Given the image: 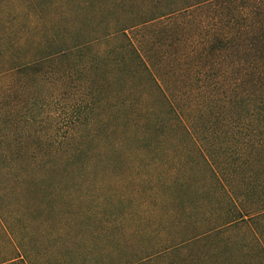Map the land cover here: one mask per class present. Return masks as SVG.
<instances>
[{
    "label": "trees",
    "instance_id": "16d2710c",
    "mask_svg": "<svg viewBox=\"0 0 264 264\" xmlns=\"http://www.w3.org/2000/svg\"><path fill=\"white\" fill-rule=\"evenodd\" d=\"M16 1L0 264H264V0ZM60 97L79 117L55 147Z\"/></svg>",
    "mask_w": 264,
    "mask_h": 264
},
{
    "label": "rangeland",
    "instance_id": "374dc122",
    "mask_svg": "<svg viewBox=\"0 0 264 264\" xmlns=\"http://www.w3.org/2000/svg\"><path fill=\"white\" fill-rule=\"evenodd\" d=\"M37 1H38L39 5L46 6L49 0H37ZM89 1H90V5H91V12L96 15V17L99 19V21L100 20L105 21V19H107L113 15V11H111V8L106 4L105 0H89ZM16 2H18L17 6L20 5V3H21L20 0H17ZM11 6H12L11 0H0V20H7V19L13 18L12 16L5 14L6 12L11 13L13 11ZM3 8H6V10L3 14H1V9H3ZM124 70L128 71V69H126V68ZM124 73H126V72H124ZM34 87H33V90H34ZM35 92L38 94V97H40V102L42 100L44 102L55 101L54 96H51V90L49 88H47V89H45V88L39 89L38 88ZM63 102H64V99L60 97L59 102H58L59 105H57L53 102V104L50 106L51 109H45V110L42 109V111H44L42 113L43 114L42 116L45 117V115L51 114L49 119L54 120L55 123H57L56 126H54V125L50 126L48 123L45 124L42 121H40L41 124H38V127H37L38 130L42 134L48 133V131H53V133L56 135V141L54 144L55 147L64 146V144H63L64 142H63L62 138L72 128V124H70V122H74L79 117V111L78 110L68 109ZM47 110H49V111L46 113L45 111H47ZM94 118L100 119V117H94ZM122 118H121V120H123ZM79 128H75V129L79 130ZM91 136H93V135H91ZM83 140H86V142H87L86 137H84ZM98 142H99V140L97 138H94V139L88 138V143L86 146L101 145V144H98ZM78 144L79 143H77V145ZM74 145H76V143ZM29 146L31 147L32 143H30ZM38 146L42 147V149H43V148L48 147V144L41 141L40 143H38ZM23 161L25 162L26 159ZM112 163L113 162H110L108 164H111V165L115 164V162L113 164ZM97 167L99 169H102V166H97ZM97 167H95V168H97Z\"/></svg>",
    "mask_w": 264,
    "mask_h": 264
}]
</instances>
